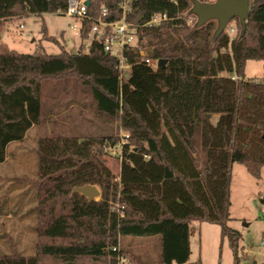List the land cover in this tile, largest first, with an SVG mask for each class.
Segmentation results:
<instances>
[{"label":"trees","instance_id":"obj_1","mask_svg":"<svg viewBox=\"0 0 264 264\" xmlns=\"http://www.w3.org/2000/svg\"><path fill=\"white\" fill-rule=\"evenodd\" d=\"M66 3L0 0V30L8 18L59 12ZM101 5L108 19L119 16L118 0H89L88 14L97 15ZM190 7L191 0H134L129 19L137 44L156 64L129 51L122 78L117 58L93 39L73 53L61 45L56 53L0 51V163L10 141L39 128L35 251L2 255L0 264H115L111 247L126 235H157L161 264H189L191 220L218 224L237 260L240 234L227 225L231 164L256 178L264 167V83L243 74L247 59L264 60V0L249 1L243 33L236 20L231 38L225 29L212 37L214 19L187 22ZM157 12L166 18L143 24ZM89 25L83 21L81 39ZM71 104L115 119L128 132L118 180L103 158L104 146L116 144L112 127L76 132ZM84 184L96 185L100 198L71 193Z\"/></svg>","mask_w":264,"mask_h":264},{"label":"rangeland","instance_id":"obj_2","mask_svg":"<svg viewBox=\"0 0 264 264\" xmlns=\"http://www.w3.org/2000/svg\"><path fill=\"white\" fill-rule=\"evenodd\" d=\"M236 20L232 18L230 23L236 25ZM78 23L77 19L59 12H42L13 18L6 21L0 30V51L14 49L18 52H31L39 47L48 53H56L61 45L68 52H76L81 42L87 43V39H81L72 30V26H77ZM42 26L47 35L53 36L58 43L42 38ZM243 74L246 78L264 79V60L247 59ZM68 97L59 100L63 102ZM71 105L74 114L73 117L71 115V123L76 132L95 134L104 130L105 126L112 127L117 138L116 144L104 146L103 158L113 178L118 180L121 158L119 143L123 134L128 132L118 126L115 119L107 120L96 116L89 107ZM78 111H81L80 115L77 114ZM38 132L39 128L33 126L26 131L22 140L10 141L6 146L5 160L0 163V256H27L35 251L37 236L34 228V181ZM229 189L230 219L227 225L240 234L235 251L237 260L234 262V251L227 237L220 235L218 224L194 220L191 221L192 232L189 237V264H264V204L261 202L264 199V167L256 178L243 164L233 162ZM99 198L100 193L95 199ZM119 246L125 254V264H161L157 235L122 236ZM84 263L93 264L89 260Z\"/></svg>","mask_w":264,"mask_h":264},{"label":"built area","instance_id":"obj_3","mask_svg":"<svg viewBox=\"0 0 264 264\" xmlns=\"http://www.w3.org/2000/svg\"><path fill=\"white\" fill-rule=\"evenodd\" d=\"M201 2H213L214 0H198ZM250 0H248L249 3ZM133 2L134 0H118L119 16L117 18L108 19V8L104 5L99 7L97 15L90 16L88 14V4L85 0H67L66 6L59 11L69 17H73L78 20L77 26H72V30L79 34L83 26L84 20H90V25L86 31L87 42L91 39L97 40L101 43L103 50L110 56L117 58L119 77L126 76L129 72L130 63L127 62L128 52L137 51L138 58L145 64L155 66L156 61L152 62L150 57L147 55L145 48L140 47L137 44V27L133 21L129 19V16L133 13ZM165 13H154L146 20L143 24H156L160 20L165 19ZM231 20V19H230ZM230 20L226 23L224 29L226 30L229 38H231L236 32L235 24H231ZM195 22V16H190L187 22ZM87 43L85 44V46ZM224 51V48H222ZM230 78L236 79L235 74H231ZM264 83V79H256ZM128 136L127 133L123 134L124 139ZM97 195L92 199L96 200ZM117 206V204H116ZM264 215V210L262 211ZM264 242V241H262ZM111 250L116 252L115 264H124L126 261L125 254L120 250L119 242L111 247Z\"/></svg>","mask_w":264,"mask_h":264},{"label":"water","instance_id":"obj_4","mask_svg":"<svg viewBox=\"0 0 264 264\" xmlns=\"http://www.w3.org/2000/svg\"><path fill=\"white\" fill-rule=\"evenodd\" d=\"M89 4V0H85ZM248 0H214L213 2H201L198 0H191L190 12L195 16V26H199L208 19L216 21V28L213 31L212 37L214 38L224 30L228 20L236 18L240 26V34L243 33L244 24L248 14ZM165 59H158L157 65L162 66ZM226 143L229 138L225 135ZM79 192L84 195L88 200H91L99 193L98 188L93 184H84L72 188V192ZM264 204V199H261Z\"/></svg>","mask_w":264,"mask_h":264},{"label":"crops","instance_id":"obj_5","mask_svg":"<svg viewBox=\"0 0 264 264\" xmlns=\"http://www.w3.org/2000/svg\"><path fill=\"white\" fill-rule=\"evenodd\" d=\"M13 18H17V17H11V18L6 19L4 25L6 24V21L11 20V19H13ZM214 117H216V115H214ZM32 127H33V126H32ZM30 128H31V127H30ZM30 128H29V129H30ZM24 137H25V135H24ZM191 221H194V220H191ZM191 221H190V223H189V224H190V227H192V226H191ZM198 221H201V220H198ZM191 232H192V231H191ZM190 234H191V233H190ZM189 237H190V235H189Z\"/></svg>","mask_w":264,"mask_h":264}]
</instances>
